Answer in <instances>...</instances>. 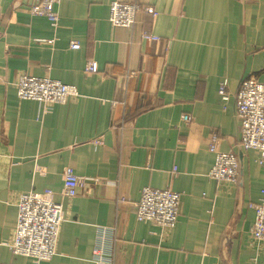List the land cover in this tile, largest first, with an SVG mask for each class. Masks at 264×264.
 Listing matches in <instances>:
<instances>
[{"label": "crops", "instance_id": "0c3cea01", "mask_svg": "<svg viewBox=\"0 0 264 264\" xmlns=\"http://www.w3.org/2000/svg\"><path fill=\"white\" fill-rule=\"evenodd\" d=\"M16 1L0 0V262L37 264L12 251L16 204L23 192L52 189L65 221L43 264H264L250 206L263 197L264 167L239 147L234 109L244 78L264 83V0H120L158 11L140 12L133 29L109 21L115 0H60L56 26L28 11L31 0ZM89 61L98 72L86 73ZM25 74L80 94L64 104L20 99ZM213 131L218 148L239 157L237 185L209 175ZM68 167L87 179L73 198L61 194ZM146 186L181 193L173 229L137 220Z\"/></svg>", "mask_w": 264, "mask_h": 264}, {"label": "built area", "instance_id": "2783aa9c", "mask_svg": "<svg viewBox=\"0 0 264 264\" xmlns=\"http://www.w3.org/2000/svg\"><path fill=\"white\" fill-rule=\"evenodd\" d=\"M28 11L32 15L44 16L52 25L59 21L57 5L60 0H31ZM17 4L21 0L16 1ZM144 12L151 17H157L158 11L153 5H141L135 2L112 1L110 4L109 21L113 27L133 29L137 24V15ZM142 37L150 41H158L160 37L148 31H143ZM52 43L53 41L49 40ZM73 42L72 48H79ZM88 74L98 72V64L89 61L85 67ZM136 74L130 71L128 76ZM17 95L20 99L36 100L44 105L64 104L79 96L80 92L74 85L64 84L50 77H35L22 75L17 83ZM219 95L227 103L231 93L227 80L221 82ZM234 109L240 122L239 147L254 150L258 163L264 167V83L254 77L244 78L234 95ZM46 109V107H45ZM185 123L193 121L192 115L184 113ZM97 146L104 145L99 137L92 141ZM219 134L213 131L210 136L209 149L215 154V164L209 175L223 184L237 185L240 181V160L234 151H221L218 148ZM176 172V169L174 170ZM61 191L62 196L73 198L86 187L87 179L78 175L72 168H66ZM125 199L122 198L121 202ZM181 193L167 187L154 188L146 186L141 191V198L136 203V217L139 221H150L163 230L175 227L181 212ZM18 221L14 230V240L11 244L15 255H23L35 259L37 264L49 261L57 252V243L62 223L65 221L64 207L54 200V191L45 189L42 192L30 190L19 195L17 201ZM255 211L252 236L257 243H264V190L259 202L250 205ZM98 262L104 254L97 250ZM0 264H9L0 262Z\"/></svg>", "mask_w": 264, "mask_h": 264}]
</instances>
